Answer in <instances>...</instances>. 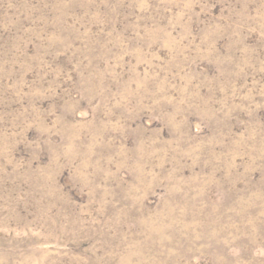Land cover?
<instances>
[{"label":"rangeland","instance_id":"rangeland-1","mask_svg":"<svg viewBox=\"0 0 264 264\" xmlns=\"http://www.w3.org/2000/svg\"><path fill=\"white\" fill-rule=\"evenodd\" d=\"M0 264H264V0H0Z\"/></svg>","mask_w":264,"mask_h":264}]
</instances>
